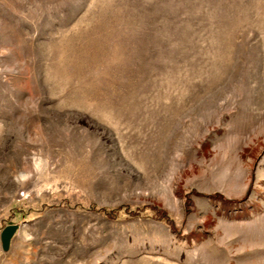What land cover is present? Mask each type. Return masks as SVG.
<instances>
[{
	"label": "rangeland",
	"instance_id": "rangeland-1",
	"mask_svg": "<svg viewBox=\"0 0 264 264\" xmlns=\"http://www.w3.org/2000/svg\"><path fill=\"white\" fill-rule=\"evenodd\" d=\"M10 223L0 264H264V0H0Z\"/></svg>",
	"mask_w": 264,
	"mask_h": 264
},
{
	"label": "water",
	"instance_id": "water-1",
	"mask_svg": "<svg viewBox=\"0 0 264 264\" xmlns=\"http://www.w3.org/2000/svg\"><path fill=\"white\" fill-rule=\"evenodd\" d=\"M19 228L18 223H10L5 225L0 231V246L3 251H8L10 248V242L13 235L17 232Z\"/></svg>",
	"mask_w": 264,
	"mask_h": 264
}]
</instances>
